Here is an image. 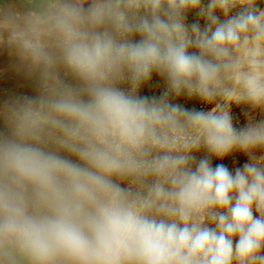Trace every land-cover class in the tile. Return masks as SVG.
<instances>
[{
  "label": "clouds",
  "instance_id": "obj_1",
  "mask_svg": "<svg viewBox=\"0 0 264 264\" xmlns=\"http://www.w3.org/2000/svg\"><path fill=\"white\" fill-rule=\"evenodd\" d=\"M2 47L0 264H264V0H4Z\"/></svg>",
  "mask_w": 264,
  "mask_h": 264
},
{
  "label": "rangeland",
  "instance_id": "obj_2",
  "mask_svg": "<svg viewBox=\"0 0 264 264\" xmlns=\"http://www.w3.org/2000/svg\"><path fill=\"white\" fill-rule=\"evenodd\" d=\"M0 3H4V0H0ZM194 19V16H189V22H192ZM162 90V83L158 77L154 76L152 86L144 87L141 90V95H159ZM36 94L34 78L29 77L26 71L19 67L18 59L10 55L6 47L0 48V107H3L5 103L10 102L16 96H35ZM187 106L191 107L193 105L189 104ZM196 106L199 107L200 105L197 104ZM233 115L234 123L238 126H242L247 122L244 111L241 108L233 106ZM256 118L259 119L260 115L257 114ZM5 131L3 118L0 117V132ZM246 161V156L236 153L234 157L225 158L224 161L214 160L213 164L223 162L231 169L242 165Z\"/></svg>",
  "mask_w": 264,
  "mask_h": 264
}]
</instances>
